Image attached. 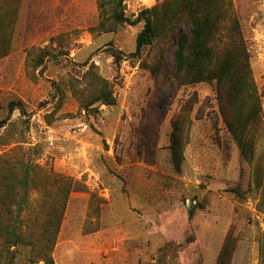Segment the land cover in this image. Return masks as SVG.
<instances>
[{
    "label": "rangeland",
    "instance_id": "374dc122",
    "mask_svg": "<svg viewBox=\"0 0 264 264\" xmlns=\"http://www.w3.org/2000/svg\"><path fill=\"white\" fill-rule=\"evenodd\" d=\"M165 1L123 0L122 8L135 20ZM232 3L264 123V0ZM112 10L110 0H0V120L11 101L27 111L0 129V178L21 177L28 166L33 179L24 229L32 244L9 248L0 237V264H217L229 234L232 264H255L251 251L264 240V134L254 162L244 160L216 84L168 90L146 68L168 45L139 53L144 23L114 26ZM92 68L116 103L85 111ZM185 105L192 120L178 169L172 123ZM6 189L0 182V195ZM57 195H69L66 209L53 247L42 248Z\"/></svg>",
    "mask_w": 264,
    "mask_h": 264
},
{
    "label": "trees",
    "instance_id": "16d2710c",
    "mask_svg": "<svg viewBox=\"0 0 264 264\" xmlns=\"http://www.w3.org/2000/svg\"><path fill=\"white\" fill-rule=\"evenodd\" d=\"M113 10L110 20L114 26L144 23L137 37V51L156 42L167 44L154 64L147 63V69L155 79L168 90L175 92L184 86L201 83L216 84L219 112L236 141L241 156L249 163L255 160L256 142L264 134L262 121V94H259L250 63V53L241 29L240 21L233 9L232 0H167L153 8L144 9L132 20L122 8L123 0H110ZM173 47L171 62L167 64L165 53ZM116 62L121 60L115 55ZM89 78L94 91L87 101H82L85 111L93 110L95 104L111 106L116 103L113 87L109 80L100 76L92 68ZM21 115L27 111L21 101L8 104L6 118L0 120L3 129L11 120L14 111ZM191 106L185 105L175 117L171 134L173 160L180 169L183 151L188 137L185 130L191 125ZM17 137L15 143H19ZM5 157H0V160ZM2 185L6 186L0 195V237L9 248L32 244L26 239L25 227L28 222L26 211L30 208L32 195V175L26 166L21 177L16 172L2 175ZM68 184L67 190H72ZM18 192V195H17ZM69 195H57L48 204L47 217L38 236L42 248H52L59 232ZM13 205L16 211L10 209ZM6 212L5 216L4 213ZM193 211H190V216ZM261 242L264 264V240ZM263 247V248H262ZM236 241L229 234L218 257L217 264H232ZM45 256H48L46 253ZM53 263V261H52ZM10 264V262L6 263Z\"/></svg>",
    "mask_w": 264,
    "mask_h": 264
},
{
    "label": "crops",
    "instance_id": "0c3cea01",
    "mask_svg": "<svg viewBox=\"0 0 264 264\" xmlns=\"http://www.w3.org/2000/svg\"><path fill=\"white\" fill-rule=\"evenodd\" d=\"M260 248H261V242L257 243V245H255V247H253V250L251 251V255L255 264H260L261 260L263 259V253ZM246 257L247 255H245V258Z\"/></svg>",
    "mask_w": 264,
    "mask_h": 264
}]
</instances>
